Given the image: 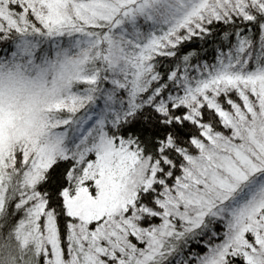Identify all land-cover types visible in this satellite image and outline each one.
I'll use <instances>...</instances> for the list:
<instances>
[{
    "label": "snow or ice",
    "instance_id": "snow-or-ice-1",
    "mask_svg": "<svg viewBox=\"0 0 264 264\" xmlns=\"http://www.w3.org/2000/svg\"><path fill=\"white\" fill-rule=\"evenodd\" d=\"M0 264H264V0H0Z\"/></svg>",
    "mask_w": 264,
    "mask_h": 264
}]
</instances>
